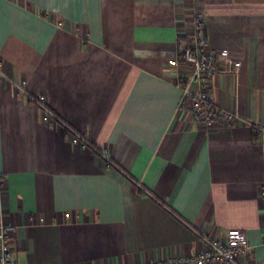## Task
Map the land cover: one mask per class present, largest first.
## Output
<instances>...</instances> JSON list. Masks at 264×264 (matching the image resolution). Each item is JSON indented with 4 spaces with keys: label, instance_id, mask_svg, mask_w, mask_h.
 I'll use <instances>...</instances> for the list:
<instances>
[{
    "label": "crops",
    "instance_id": "1",
    "mask_svg": "<svg viewBox=\"0 0 264 264\" xmlns=\"http://www.w3.org/2000/svg\"><path fill=\"white\" fill-rule=\"evenodd\" d=\"M190 8L210 48L242 61L209 81L235 123L177 110L183 68L168 61ZM253 123L264 0H0V221L16 225V264H149L232 228L249 245L239 264H264Z\"/></svg>",
    "mask_w": 264,
    "mask_h": 264
},
{
    "label": "built area",
    "instance_id": "2",
    "mask_svg": "<svg viewBox=\"0 0 264 264\" xmlns=\"http://www.w3.org/2000/svg\"><path fill=\"white\" fill-rule=\"evenodd\" d=\"M190 15L189 30L177 36L176 57L168 61L171 67H182L175 83L181 90L177 106L178 111H188L192 120L204 126H211L219 118L228 123L239 120V116L216 107L209 88L210 79L218 74L236 73L242 61L229 53L227 49L212 50L205 32L203 13L194 8ZM54 115L46 109L45 120ZM254 131L264 140V124L253 123ZM84 143L87 141L75 134ZM3 177L0 174V184ZM258 198L264 204V183L258 191ZM16 230V225L0 221V264H16L10 248L8 236ZM205 247L191 256L167 257L149 264H207L224 262L239 264L238 258L248 249L245 233L240 229H227L222 239L202 237Z\"/></svg>",
    "mask_w": 264,
    "mask_h": 264
}]
</instances>
